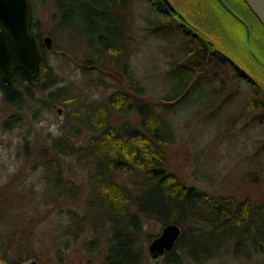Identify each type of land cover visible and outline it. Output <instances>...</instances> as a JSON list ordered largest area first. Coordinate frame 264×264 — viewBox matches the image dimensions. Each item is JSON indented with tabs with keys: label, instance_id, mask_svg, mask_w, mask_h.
<instances>
[{
	"label": "rangeland",
	"instance_id": "1",
	"mask_svg": "<svg viewBox=\"0 0 264 264\" xmlns=\"http://www.w3.org/2000/svg\"><path fill=\"white\" fill-rule=\"evenodd\" d=\"M56 1L30 0L33 31L40 38V43L45 45L46 36L53 38L52 48L45 45L46 62L59 75L58 86L71 88V94L78 101L104 103L113 92L108 86L125 88L126 75L115 65L110 67L111 72H100L85 64L88 56L103 49L97 35L92 34L93 23L82 24L72 12L65 15L57 9ZM171 1L200 31L211 32L214 40L244 71L264 80L245 41L240 36L230 37L226 26L235 25L237 33L246 30L215 0ZM227 1L236 11L242 10L234 0ZM149 7L148 3L139 0L129 10L128 32L133 40L130 62L134 75L146 86L149 100L165 113L158 104L162 96L173 92L175 80L168 71L178 45L151 34L158 33L159 27L152 26V32L146 31L151 33H143L141 26L147 23ZM249 17L253 21V17ZM254 23L258 26L257 21ZM256 31V27L251 30V39L258 49ZM121 44L125 46V43ZM223 71L228 80L227 94H222L221 80L213 83L203 81L190 95L174 103L172 111L166 112L165 118L176 134V141L166 148L169 167L187 184L215 196L235 193L250 196L252 201H263L264 176L261 174L257 181L248 179L250 174L257 175L251 161L257 148L256 131L260 126L252 118L234 124L235 116L252 97L253 89L244 80L240 84L234 79L229 66H225ZM45 80L42 78L41 83ZM238 87L242 89L234 93ZM46 94L38 96L47 98ZM108 108L113 125L139 123L135 112L121 115L110 105ZM70 111L58 103L37 120L31 110L21 111L22 124L6 129L5 121L16 110L4 102L0 92V245L7 246L10 260L23 261L22 264L31 260L38 264H102L108 252L107 240L112 231L109 222L102 227L105 233L100 232L102 245L97 250L87 248L88 242L99 235L93 223L88 224L83 234L75 239L69 232L74 215L89 214L99 225L111 214L90 183V165L80 160L77 151L72 154L55 152L54 138L67 137L70 144L78 148L86 145L92 136L83 127L81 133L71 132L72 125L79 120L72 119L69 123ZM87 114L89 112L81 116ZM56 162L58 167L51 164ZM134 179L132 175L117 176L123 186L136 189ZM117 226L124 229L125 224L117 222ZM162 229L159 222L146 223L138 241L145 252L142 264H162L166 258H153L149 252L151 241L160 235ZM243 232L245 234V229L220 234L206 249L215 253L213 258L203 263L188 259L187 264H261L258 255L245 257L252 250V245L248 243L245 247L240 244ZM235 242H239V257L234 254Z\"/></svg>",
	"mask_w": 264,
	"mask_h": 264
},
{
	"label": "trees",
	"instance_id": "2",
	"mask_svg": "<svg viewBox=\"0 0 264 264\" xmlns=\"http://www.w3.org/2000/svg\"><path fill=\"white\" fill-rule=\"evenodd\" d=\"M137 1L139 0H57V9L65 15L72 12L82 24L93 23L92 34L97 35L103 49L98 54L88 56L85 64L100 72H111L112 65L123 69L127 87L108 86L113 92L104 103L88 104L78 101L71 94V88L58 86L59 75L47 64L46 48L42 43L45 58L36 78H30L20 69L15 72L13 82L9 84L0 74L3 100L16 110L5 121V128L11 129L22 124L21 111L31 110L37 120L43 112L51 111L60 103L71 109L69 123L72 119L79 120L72 125V133H81L82 127L91 132L89 142L78 148L71 145L67 137L54 138L53 145L55 152L59 154H72L77 151L80 160L90 165V183L97 189L102 203L111 210L108 220L99 225L94 223L89 214L74 215L69 229L75 239L83 234L88 224L93 223L95 231L99 233L87 244V248L93 251L101 247L100 232L105 233L102 227L107 226V222L110 223V228L114 231H111L107 240L108 252L102 264H142L145 252L138 241L148 221H156L163 226L177 223L182 227L176 246L163 255L166 258L162 264H187L188 259L197 263L206 262L215 256V253L206 250L210 242L222 233L237 229H245L240 244L245 247L248 243L252 245V250L245 257L258 255L261 264H264V199L252 201L250 196L243 197L235 193L215 196L187 184L178 174L172 172L166 148L176 141V134L165 118L166 112L172 111L174 103L195 91L200 82L213 83L221 80L219 84L222 94H227L228 80L224 76L223 68L229 66L234 73V79L240 84L244 80L253 89L252 97L235 116L234 124L252 118L260 126V130L256 131L257 148L251 161L257 175L249 173L248 178L250 182L260 180L261 174L264 176V80L261 81L244 71L214 40L211 32H200L189 27L162 0H143L150 5L146 13L147 23L141 26L143 33H151L152 26L159 27L161 30L158 33L151 34H157L178 45L177 54L168 71V75L175 80V86L173 92L160 98L158 105L165 113L158 110V106L149 100L146 86L134 75L131 68L133 40L128 32V19L129 10L133 9ZM215 2L228 13L217 0ZM244 4L246 5L245 2ZM246 7L248 14L253 16V21L249 15L246 18L252 30L256 27L259 35V27L254 21L258 22L262 30L264 28L253 11L247 5ZM228 14L246 30L243 23ZM226 27L230 37L240 36L241 31L237 33L235 25ZM31 28L33 30V23ZM148 30L151 32H146ZM211 38L214 44L209 42ZM258 41L259 46L256 45L264 55V43L262 48L259 39ZM118 43H125V46ZM257 69L264 76L263 70L259 67ZM44 77L46 80L41 83ZM241 89L242 87H238L234 93ZM41 93H47V98L38 96ZM109 105L121 115L137 113L139 123L121 126L111 124ZM86 112L89 114L82 117ZM51 164L58 167L57 162ZM122 174L135 177L133 185L136 189L123 186L117 180V176ZM117 222L125 224L124 229L119 228ZM239 242L234 243V254L238 257ZM9 257L7 246L0 245V262H23L10 260Z\"/></svg>",
	"mask_w": 264,
	"mask_h": 264
},
{
	"label": "water",
	"instance_id": "3",
	"mask_svg": "<svg viewBox=\"0 0 264 264\" xmlns=\"http://www.w3.org/2000/svg\"><path fill=\"white\" fill-rule=\"evenodd\" d=\"M170 11L189 27L200 31L174 5L171 0H162ZM253 11L264 28V0H243ZM237 21L244 24L245 33L240 37L245 41L248 51L255 60L257 67L264 72V55L252 43L251 26L227 0H217ZM32 8L30 0H0V74L9 84L13 82L15 72L23 69L30 78H36L45 58L40 40L31 29ZM201 32V31H200ZM209 42L214 44L213 40ZM44 43L48 48L53 47V38L46 36ZM62 109H60V112ZM182 233V227L177 223H169L155 237L149 252L153 258H159L174 249ZM0 264H10L3 263ZM24 264H38L36 260Z\"/></svg>",
	"mask_w": 264,
	"mask_h": 264
},
{
	"label": "flooded vegetation",
	"instance_id": "4",
	"mask_svg": "<svg viewBox=\"0 0 264 264\" xmlns=\"http://www.w3.org/2000/svg\"><path fill=\"white\" fill-rule=\"evenodd\" d=\"M234 3L238 6V7H240L241 9H242V11L240 10V12L238 11V13L243 17V18H245L247 21H248V19L246 18V16L247 15H249L248 14V9H247V7H246V5L244 4V2L242 1V0H234ZM242 12V13H241ZM253 17V16H252ZM33 20V19H32ZM248 23H249V21H248ZM258 23V22H257ZM250 24V23H249ZM251 26V25H250ZM258 32H259V35H258V39L260 40V42H261V44H262V48H263V43H264V41H263V39H264V30H262L261 28V26L258 24ZM252 29V28H251ZM41 41V40H40ZM41 46H42V42H41Z\"/></svg>",
	"mask_w": 264,
	"mask_h": 264
}]
</instances>
